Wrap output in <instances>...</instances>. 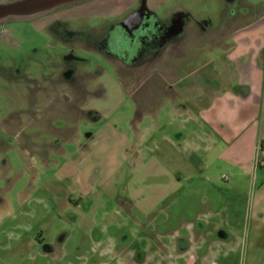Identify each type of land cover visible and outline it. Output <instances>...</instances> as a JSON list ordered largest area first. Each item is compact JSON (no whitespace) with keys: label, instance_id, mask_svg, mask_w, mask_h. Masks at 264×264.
I'll return each instance as SVG.
<instances>
[{"label":"rangeland","instance_id":"rangeland-1","mask_svg":"<svg viewBox=\"0 0 264 264\" xmlns=\"http://www.w3.org/2000/svg\"><path fill=\"white\" fill-rule=\"evenodd\" d=\"M76 5L0 9L23 20L0 25V264H264V143L232 147L175 95L220 60L247 77L248 57L224 54L264 44V0ZM141 7L135 29L154 26L159 52L124 76L111 27ZM56 63L85 73L88 94H39Z\"/></svg>","mask_w":264,"mask_h":264},{"label":"crops","instance_id":"crops-1","mask_svg":"<svg viewBox=\"0 0 264 264\" xmlns=\"http://www.w3.org/2000/svg\"><path fill=\"white\" fill-rule=\"evenodd\" d=\"M254 34L257 33L254 32ZM236 36L238 40L242 39L238 38V35ZM252 49V54L249 55L245 54V47L233 46L224 54L229 61H236L237 57H248V64H252L253 67L251 72H248L247 77L245 76L246 78L242 79V81H238L237 74L233 76L234 70L232 67L229 70H227V67H224V60H220L221 68L219 69L218 64L211 65L216 68V70L211 71V75L208 71L205 73L204 67L208 68L209 66L205 62V65L201 66V69L204 68L203 71L198 70V81L196 83H201L198 86V91H196V88L194 91L190 90L187 94L185 92L184 95L175 94L177 98L187 101L186 103L191 107L198 108L201 118L206 121L207 126L211 130H215L222 137L229 133L227 138H231L232 147L245 145L250 155H253L257 151L258 144L261 148V145L264 143V107L263 121H260V127H263L261 134L257 125V116L261 113V102H264V54H261L262 52L264 53V44L251 47L248 50L251 51ZM194 50L205 51L207 54L209 50L217 52L221 49L215 45L209 48L206 46L202 49L196 48ZM222 56L223 54H221L220 58ZM257 58H262V64L260 65L262 67L258 68L256 66ZM238 70L236 71L238 72ZM237 86L239 87L238 89H236ZM168 100L170 99L168 98ZM171 106V114L180 113L175 104ZM92 118V120H95L96 116Z\"/></svg>","mask_w":264,"mask_h":264},{"label":"flooded vegetation","instance_id":"flooded-vegetation-1","mask_svg":"<svg viewBox=\"0 0 264 264\" xmlns=\"http://www.w3.org/2000/svg\"><path fill=\"white\" fill-rule=\"evenodd\" d=\"M25 1H28V0H0V7H5V6L20 3V2H25ZM93 1H96V0H79V1L74 2L71 5H64V6L56 7V9L52 10L51 12L45 13L43 15H38L33 18L49 16L60 8L71 7L79 3L86 4L89 2H93ZM139 14H143V17L145 16L146 13L144 12L143 7L138 8L134 10L133 12H131L129 17L126 18L127 20L125 22H122V24L112 25L111 27L113 31L111 32L110 37H109L110 44L108 45V48H109L108 52H110V54L113 57H116V59H119L121 61L123 66L121 65L122 68L120 66V69L117 68L118 70L116 71L120 72V74H123L124 76H125V73L128 72V69L133 70L135 67L144 66L145 64L149 63V61L151 62L150 58H155L159 52V47H160L159 44H156V45L154 44V46H152L154 47L152 51L150 47H148V45H150L151 43L150 44L147 43V41H151L153 40V38L154 39L156 38L155 37L156 31L153 30L155 29L154 26L149 31H147L148 25L144 26L143 28L144 32H142L141 29L140 30L135 29V26H137V20L139 18ZM33 18H30V19H33ZM30 19H26V20H30ZM143 20L144 18H142V21ZM16 21H23V20L11 19L5 22L4 21L1 22L0 20V25L9 23V22H16ZM119 30L120 31L123 30L124 34L121 35L118 32ZM163 35L165 39L164 43L168 42L171 38V32L170 33L164 32ZM149 53H151L152 55H149ZM142 54H147V60H143L141 62L140 56ZM112 66L116 67L114 63ZM52 70H53L52 73H46L44 75H40V74L35 75V77L39 78L40 82H42V85H43L42 89H39V94H54L55 88H58L60 84H62L63 87L66 86V88L62 90L63 92L61 91V94H64V92H67L68 94H84V95L88 94L89 81L87 80L88 77L86 76L85 73L76 71L73 66L64 67V65L62 64L60 65L57 63L54 64ZM54 71H56V73H54ZM70 73L71 74L74 73V74L72 77L69 78ZM85 76L87 77L86 79H85ZM115 77L120 82V79L117 73L115 74ZM88 115L89 116L91 115V117H95L91 113H89Z\"/></svg>","mask_w":264,"mask_h":264},{"label":"water","instance_id":"water-1","mask_svg":"<svg viewBox=\"0 0 264 264\" xmlns=\"http://www.w3.org/2000/svg\"><path fill=\"white\" fill-rule=\"evenodd\" d=\"M79 0H28L17 4L0 7V9L23 11V13H34L36 11L50 10L59 5L76 2Z\"/></svg>","mask_w":264,"mask_h":264}]
</instances>
